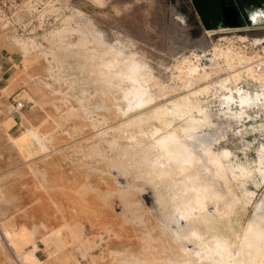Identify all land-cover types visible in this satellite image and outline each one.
Here are the masks:
<instances>
[{"label":"rangeland","instance_id":"rangeland-1","mask_svg":"<svg viewBox=\"0 0 264 264\" xmlns=\"http://www.w3.org/2000/svg\"><path fill=\"white\" fill-rule=\"evenodd\" d=\"M26 1L0 0L3 27L5 18L14 26L0 32V264H216L187 250L190 229L173 210L174 184L149 177L180 147L197 146L204 181L225 201L231 190L249 202L237 207L244 225L264 221V83L244 72L264 64V5L247 3L246 11L240 0L233 21L224 16L208 29L192 0ZM237 18L241 26L231 24ZM13 36L33 48L26 53ZM226 50L242 60L227 64ZM114 55L141 65L152 102L131 92L138 75L120 76L122 66L101 71ZM187 61L199 72L191 88L183 85ZM198 90L207 117L195 114L190 132L178 131L183 120L168 128L150 118ZM247 94L263 96L241 105ZM139 102L146 103L137 109ZM155 131L165 141L180 134L177 143L168 139L166 161L154 148L158 136L144 135Z\"/></svg>","mask_w":264,"mask_h":264},{"label":"bare ground","instance_id":"bare-ground-1","mask_svg":"<svg viewBox=\"0 0 264 264\" xmlns=\"http://www.w3.org/2000/svg\"><path fill=\"white\" fill-rule=\"evenodd\" d=\"M27 1H30V0H27ZM252 1L258 3L259 5H264V0H247V2H244V5H243V7L246 11H247V9L245 7V4L248 2H252ZM26 2H24V5ZM94 2H100V0H94ZM31 7H34V5ZM7 10H8V7H7ZM233 17L234 16H233L232 12H229V11L226 12V19L228 21H233ZM66 23L67 24H69V23L67 21H65V27H68L69 25L66 26L67 25ZM9 25L14 27L13 22L9 21L7 18H5V26L3 27L2 31H5V33L6 32L8 33V30H9L8 26ZM65 27L63 26V29ZM6 29H8V30H6ZM65 30L63 31L61 29V31H63V33L61 32V35L62 34L64 35L67 32ZM235 30L236 29L228 28L227 30H224V32L225 31H231L232 32ZM58 34H59V32H58ZM56 36H57V32H55V31L49 32L46 36V39H54ZM11 38L14 39V41L17 44L21 45V47L23 48V50L26 53L33 48L31 43L32 44L35 43L34 41L31 42L30 40L16 38L14 36ZM224 39H226V38H224ZM111 52H112V50H111ZM221 53L224 54V56L226 57V60H227L226 62H228L227 64H229V65H230V63L231 64L233 62L235 63V60H237V59L239 61L242 60V58H240V56L238 57L237 55L232 53L230 50H226L225 52L223 51ZM109 55H111V54H109ZM109 55H108V57H109ZM117 57H118V59L115 58V55H114V57H113L114 59L112 61L107 62V63L104 62V65L100 68L101 71L103 73H105L108 71H112L114 69H118V68H120V66H122L121 67L122 73L120 76L127 77V78H133L136 74L142 78V76L139 75L140 73L139 74L137 73L139 68H141V65L139 66L136 64H130L131 63L130 59H129L130 62H129V60L128 61L126 60V62L129 63V65H127V64L122 65V62L125 60L120 59V60H123V61H120L119 56H117ZM120 57H122V56H120ZM101 60H102V58H101ZM184 65H185V71H186V84H183V85H185V88H191L192 87V83H191L192 80L197 79V76L199 73L198 68L192 62H188V61ZM234 68L235 67H233L232 69H234ZM241 70H242V68H241ZM244 72L246 73L247 77L249 76L254 80H257L259 82L264 83V64L262 66L249 67ZM109 73L110 72H108V75H111ZM139 77H137V76L134 77V79L132 81L134 83V87H133L131 92L136 93V95H134V96H136L135 99L137 100V102L140 99L144 100L145 98H149L148 100H150L153 96H152V94H150L151 91L149 93L150 89L148 87H146V85L149 81V78L145 76L144 78L141 79ZM240 77H242V74H235L233 76V79L237 80ZM183 83H185V82H183ZM230 83H231V80L228 79L224 85L222 84L223 85L222 87L229 88ZM202 92H203V90H198V91H193V92L191 91L188 95L182 96L181 98L171 102L169 105H166L163 107H158L152 112V115L150 116V118L166 123L168 128L171 127L173 123H175L177 121L180 122V120H183V125L182 126L180 125L178 131H180V134H181V132L183 133V131L190 132L189 131L190 129L188 128L189 122L197 120L196 119L197 116L195 117V114H197L200 117V120H203L204 117H207L206 115L204 116V108H203V105H202V102H201L200 96H199ZM262 96H263V94L262 95L256 94V96L254 98L248 94L245 96H240L241 105H248L252 102H260ZM230 99L232 100V97L228 98V100H230ZM157 101H155V102H157ZM144 103H146V102H144ZM143 104H141L140 102H139V104H136L137 109L139 107H141ZM147 104H146V106H147ZM148 105H151V104H148ZM130 108L134 109L132 106ZM136 121L139 123V125L143 124L142 118H138ZM133 122H135V121H133ZM133 124H136V122ZM94 127L98 128V126H95V125H94ZM142 127H143V125H142ZM174 129H176V128H174ZM191 129H193V128H191ZM158 130H160V129H158ZM178 131L177 132L175 131L174 133L172 132V134L168 133L170 136L169 135H168V137L166 136L167 141H168V139L171 143H172V141H175L178 137V134H179ZM160 132H161V130H160ZM163 132L164 131H162V133ZM164 134H166V133H164ZM144 135H146V137L148 136V138L158 136V139L154 140L155 144H156V145H154V148H156V150L158 149V151H160L159 153H161V155H159V156H161L162 161L163 160L166 161L167 159H165V158L167 155L169 156L170 152H169V150L167 152H165V149L168 148L169 142L165 141V139L160 140L161 138H159V132L158 131L145 132ZM183 140H181V141H183ZM175 142L177 143L179 141H175ZM180 144H181V146H184V142L183 143L180 142L178 144L179 147H180ZM172 151H174V150H172ZM174 153L176 154V156L173 157V160H168L167 162H163L165 164H162V166H160L162 168L160 169L159 172L153 170L150 173L149 171H151V170H149L148 173H150V177L149 176L148 177H149V181L152 183H156L158 181H166L168 183V181H169L172 184H174L173 186L176 187L177 190L176 189L171 190V193H173V191H176V193L174 192L175 194L174 195L172 194V196H174L173 197L174 201L171 200L173 202L172 203L170 202V203L174 205L173 210H174L177 218H179V221H181V223L184 224L186 226V228L190 229V234L186 238L187 241L189 242V246H190V247H188L187 250L193 252L197 256V258H198V256H202V255H203V257H205V259H208L211 257L212 259L215 260L216 264H264V221L261 223L255 222L256 223L255 224V223H253L255 218L254 219L252 218L253 222H248L246 225H244L238 218L239 213L237 212V207H241L245 202H247V200L243 201L242 199H239V197L236 198L235 195L232 194V191L229 188L228 189V190H230L228 193L229 200L225 201L222 197V194L215 190V187H213L212 185H209L207 182L204 181L205 177L203 179L201 174H202V170L206 169V165H205V161H204L203 156L201 155L199 150H197V146L191 145V147L188 146L184 150L182 149V147H180V149H178ZM214 155H216V154H214ZM172 156H173V154H172ZM228 156H229L228 153L223 152V153H221L220 157L218 158V161L214 160L216 162V168L214 170V174L216 175L217 179H222L224 177V173L222 170L223 169L222 163L224 162V159L228 158ZM212 157L213 156L208 157L209 162H213V161H211ZM157 158L159 159V157H157ZM168 159H170V158L168 157ZM157 163L158 162H156V164ZM160 163H161V161H160ZM226 169H224V170H226ZM235 171L237 172V170H235ZM241 174L243 175V171ZM262 174H264V172ZM166 182H165V184H166ZM221 182H223V181H221ZM162 183H164V182H162ZM170 188L174 189L173 187H170ZM246 196H248V195H246ZM247 203H249V202H247ZM170 207H172V206H170ZM262 220H260V221H262ZM250 221H251V219H250ZM172 229L176 234H179L178 230H177L178 228L172 227ZM185 252H186V250H185ZM203 257H200V259L201 258L203 259Z\"/></svg>","mask_w":264,"mask_h":264},{"label":"trees","instance_id":"trees-1","mask_svg":"<svg viewBox=\"0 0 264 264\" xmlns=\"http://www.w3.org/2000/svg\"><path fill=\"white\" fill-rule=\"evenodd\" d=\"M192 3L203 25L208 29L222 24L225 7H231L236 13L238 9L234 3L241 5L240 0H192ZM239 21L237 18V25L241 26Z\"/></svg>","mask_w":264,"mask_h":264},{"label":"built area","instance_id":"built-area-1","mask_svg":"<svg viewBox=\"0 0 264 264\" xmlns=\"http://www.w3.org/2000/svg\"><path fill=\"white\" fill-rule=\"evenodd\" d=\"M3 25H4V11H3V7L1 6L0 4V32L2 31L3 29ZM17 108H21L22 105L20 103H18L16 105Z\"/></svg>","mask_w":264,"mask_h":264},{"label":"water","instance_id":"water-1","mask_svg":"<svg viewBox=\"0 0 264 264\" xmlns=\"http://www.w3.org/2000/svg\"><path fill=\"white\" fill-rule=\"evenodd\" d=\"M229 12H232L233 13V15L234 14H236L235 13V11L233 10V9H231V10H228ZM224 15H225V17H226V13H225V11H224ZM225 21L227 22V20H226V18H225ZM227 23H229V22H227ZM231 24H233V25H237V22H236V20L234 21V22H231Z\"/></svg>","mask_w":264,"mask_h":264},{"label":"flooded vegetation","instance_id":"flooded-vegetation-1","mask_svg":"<svg viewBox=\"0 0 264 264\" xmlns=\"http://www.w3.org/2000/svg\"><path fill=\"white\" fill-rule=\"evenodd\" d=\"M248 3H254L253 1L252 2H248ZM247 4V3H246ZM232 8L231 7H225V13L228 11V10H231ZM225 16V15H224ZM226 18V17H225Z\"/></svg>","mask_w":264,"mask_h":264}]
</instances>
